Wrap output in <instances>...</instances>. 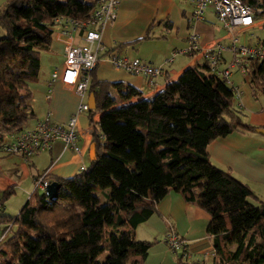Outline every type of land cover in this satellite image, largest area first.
<instances>
[{"label":"trees","instance_id":"16d2710c","mask_svg":"<svg viewBox=\"0 0 264 264\" xmlns=\"http://www.w3.org/2000/svg\"><path fill=\"white\" fill-rule=\"evenodd\" d=\"M241 1L253 20L264 18V0ZM95 4H0V142L32 117L29 83L37 78L41 53L49 50L54 19L84 20ZM245 59L249 82L264 97V56ZM95 68L88 82L94 108L87 110L88 117L101 113L90 137L94 158L70 177L51 178L59 184L55 200L34 188L16 215L0 214L8 232L0 264H144L154 241L136 239L133 231L157 214L168 191L208 215L205 235L215 255L210 264H264V202L206 153L217 128L221 135L258 128L241 121L233 87L208 73L204 59L147 98L129 84L97 80ZM181 257L177 264H186Z\"/></svg>","mask_w":264,"mask_h":264},{"label":"crops","instance_id":"0c3cea01","mask_svg":"<svg viewBox=\"0 0 264 264\" xmlns=\"http://www.w3.org/2000/svg\"><path fill=\"white\" fill-rule=\"evenodd\" d=\"M191 9L190 0H120L115 18L106 22L101 31V51L94 71L95 78L129 84L141 91L140 98L150 97L164 84L175 80L185 68L201 63L203 59L199 53L187 51L188 35L195 33L200 48H210L215 44L222 47L218 69L227 68L229 71L227 79L235 91L233 107L241 121L264 129V97L258 95L249 82L246 59L238 57L240 66L233 65L235 55L230 50L232 44L236 45L239 35L254 29L262 30L264 18L254 20L249 28L228 32L222 25L220 29L205 25L206 16L215 18L209 9H206L202 20L193 22ZM57 27L56 24L55 30ZM82 35V30H75L73 43L83 44ZM263 44V40H260L256 44L247 42L239 45L259 47L264 53ZM112 54L160 66L163 74L154 78L151 85L144 76L113 68L106 60ZM62 62V44L52 33L49 50L41 53L37 78L29 83V104L33 114L23 129L34 127L47 111H50L54 121L60 123H65L75 112L81 99L71 87L56 78L51 83L50 91H46L49 74L55 68L60 71ZM89 93L87 85L82 100L87 101ZM134 100L131 98L114 106ZM100 114L95 112L88 117L85 111L78 115V128L82 129L83 135H76L74 142L76 145L84 142L79 154H74L58 140L52 143L50 149L38 151L25 160L18 154L0 151V200L2 194L10 190L5 200L0 201V214L16 215L33 190L35 179L41 174L45 173L47 180L51 181L52 177H70L80 170L81 165L85 167L89 160L87 149L92 133L89 125L96 123ZM216 130L217 136L206 145L209 159L244 182L258 200L264 202V135L238 130L221 135L219 129ZM14 135L5 136L3 141L10 140ZM156 209L157 214L139 223L133 231L136 239L154 241L144 264H172L170 256L174 258L173 264L178 263L179 253H173L164 241L170 234L177 235L185 243L186 254L181 257L184 263L210 264L215 261L214 250L205 235L208 215L204 210L184 202L175 191H168L158 201ZM3 227L0 224V243L8 237V232L2 231ZM137 230H141L142 234L138 238ZM144 233L146 236H143Z\"/></svg>","mask_w":264,"mask_h":264},{"label":"built area","instance_id":"2783aa9c","mask_svg":"<svg viewBox=\"0 0 264 264\" xmlns=\"http://www.w3.org/2000/svg\"><path fill=\"white\" fill-rule=\"evenodd\" d=\"M120 0H96L95 8L84 20H75L69 17L58 16L54 19L58 25L53 35L62 44L63 62L60 71L56 68L51 71L46 81V91H50L51 83L58 78L62 83L71 87L74 93L81 99L77 104L75 112L69 116L65 123L56 122L51 118L50 111L38 120L34 127L23 129L16 133L10 140L0 143V151L5 154H18L24 160L38 151L50 149L54 141H61L64 146H68L74 154L82 152V144L76 145L74 140L76 135H83L82 129L78 128V115L89 109L85 100H82L87 88L90 72L96 65L101 51L100 35L106 22L112 21L116 16V10ZM191 14L193 22L200 21L204 17L206 9H209L215 19L228 32L242 30L253 25L252 9L242 3L241 0H190ZM82 30L83 44L73 43V32ZM189 53H199L208 65V72L221 77L228 82L229 71L227 68L218 69V61L222 47L215 44L213 47L202 49L197 43V34L188 35ZM93 46V48H92ZM230 50L235 55L233 65L240 66L238 57L264 56L261 48L245 45H231ZM109 64L116 69H121L133 74L144 76L149 84H153L154 78L163 74L160 66H154L147 62L139 61L136 58H127L120 55H109L106 57ZM169 61L171 58L168 59ZM48 97L47 95L45 96ZM92 125H89V129ZM84 131V129H83ZM84 133V132H83ZM83 165L80 170L84 169ZM49 183L45 178V173L38 176L33 185L43 191ZM173 253H181L185 256V243L177 235L170 234L164 238Z\"/></svg>","mask_w":264,"mask_h":264},{"label":"rangeland","instance_id":"374dc122","mask_svg":"<svg viewBox=\"0 0 264 264\" xmlns=\"http://www.w3.org/2000/svg\"><path fill=\"white\" fill-rule=\"evenodd\" d=\"M3 1L4 0H0V4H2ZM205 21H206L205 25L209 26L211 28L216 27V28L220 29V27H221L220 26L221 24L217 20H215V18L213 19V18H210V17L206 16ZM196 22H198V21H196ZM1 34L2 33L0 31V36H1ZM249 35H251V37H249ZM236 40H237L236 43H235L236 45L246 44L247 42L250 43V44H256L260 40H263V43H264V29H262V30L261 29L260 30L254 29L250 33H243V34L239 35ZM262 48H263V51H264V44H263ZM257 93H258V95H260L263 98V95H262V93L259 90H257ZM94 193H96V192H94ZM136 233H137V235H136L137 238L142 236L141 230H137ZM143 236H146L145 233H144ZM102 258H103V256L100 259H102ZM170 258H171L172 264L175 263L174 260H173L174 258H172L171 256H170ZM163 264H167V263H163Z\"/></svg>","mask_w":264,"mask_h":264},{"label":"water","instance_id":"95a60500","mask_svg":"<svg viewBox=\"0 0 264 264\" xmlns=\"http://www.w3.org/2000/svg\"><path fill=\"white\" fill-rule=\"evenodd\" d=\"M87 104L89 109L94 108V100L92 97V93L88 94L87 98ZM256 133H259L261 135H264V129L263 128H256L255 129ZM87 157L89 160H92L94 158V144L90 143L87 149ZM59 187V184L56 181H50L43 189V193L47 197L48 200L52 201L55 200L56 198V192Z\"/></svg>","mask_w":264,"mask_h":264}]
</instances>
